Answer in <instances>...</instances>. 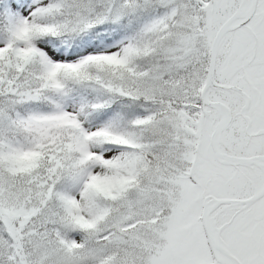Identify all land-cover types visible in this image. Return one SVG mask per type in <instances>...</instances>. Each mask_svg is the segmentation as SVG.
I'll return each mask as SVG.
<instances>
[{"label": "snow or ice", "instance_id": "6c2138e0", "mask_svg": "<svg viewBox=\"0 0 264 264\" xmlns=\"http://www.w3.org/2000/svg\"><path fill=\"white\" fill-rule=\"evenodd\" d=\"M0 264H264V0H0Z\"/></svg>", "mask_w": 264, "mask_h": 264}]
</instances>
